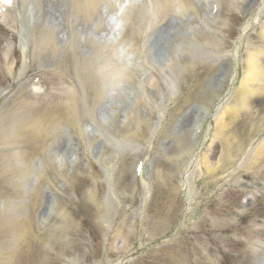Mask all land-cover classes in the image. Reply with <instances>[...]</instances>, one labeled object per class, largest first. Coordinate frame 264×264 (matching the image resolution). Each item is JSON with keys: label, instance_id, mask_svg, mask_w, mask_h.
Returning <instances> with one entry per match:
<instances>
[{"label": "bare ground", "instance_id": "bare-ground-1", "mask_svg": "<svg viewBox=\"0 0 264 264\" xmlns=\"http://www.w3.org/2000/svg\"><path fill=\"white\" fill-rule=\"evenodd\" d=\"M194 199H195V197L194 196H192V197H190L189 199H188V209L186 210V212H187V214L188 213H191L192 211H193V209L194 208H192V205H193V203H194Z\"/></svg>", "mask_w": 264, "mask_h": 264}, {"label": "snow or ice", "instance_id": "snow-or-ice-1", "mask_svg": "<svg viewBox=\"0 0 264 264\" xmlns=\"http://www.w3.org/2000/svg\"><path fill=\"white\" fill-rule=\"evenodd\" d=\"M6 2H10V0H6Z\"/></svg>", "mask_w": 264, "mask_h": 264}, {"label": "rangeland", "instance_id": "rangeland-1", "mask_svg": "<svg viewBox=\"0 0 264 264\" xmlns=\"http://www.w3.org/2000/svg\"><path fill=\"white\" fill-rule=\"evenodd\" d=\"M111 28V26H109V29Z\"/></svg>", "mask_w": 264, "mask_h": 264}]
</instances>
